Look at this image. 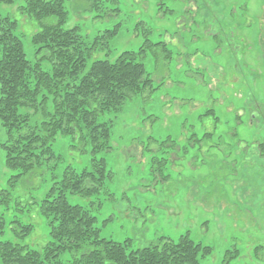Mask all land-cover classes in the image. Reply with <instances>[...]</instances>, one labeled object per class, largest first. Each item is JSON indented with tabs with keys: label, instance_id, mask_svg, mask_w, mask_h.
Here are the masks:
<instances>
[{
	"label": "rangeland",
	"instance_id": "1",
	"mask_svg": "<svg viewBox=\"0 0 264 264\" xmlns=\"http://www.w3.org/2000/svg\"><path fill=\"white\" fill-rule=\"evenodd\" d=\"M90 4L63 5L65 28L95 45L86 69L94 60L137 53L145 40L162 43L138 58L151 87L98 117L110 126L100 151L59 134L50 159L15 183L18 171L5 164L0 122V191L9 195L0 205V242L44 246L50 238L40 201L66 170L78 175L102 161L99 190L66 194L95 217L100 238L128 241V252L160 237L177 242L187 236L206 250L200 264H264V150L258 148L264 141V0ZM22 5L0 4V16L17 22L25 57L35 63L44 55L31 43L39 27L19 13ZM39 62L49 71L46 60ZM19 111L31 126L41 120L31 109ZM16 221L32 225V232L17 239ZM71 259L59 257L60 264Z\"/></svg>",
	"mask_w": 264,
	"mask_h": 264
},
{
	"label": "trees",
	"instance_id": "2",
	"mask_svg": "<svg viewBox=\"0 0 264 264\" xmlns=\"http://www.w3.org/2000/svg\"><path fill=\"white\" fill-rule=\"evenodd\" d=\"M65 1L23 0L18 8L23 17L39 27L31 43L37 47V54H44L39 61L46 60L49 71H44L39 61L30 63L26 59L16 35L17 22L0 16V122L7 135L1 148L6 166L18 171L11 183L50 159L51 144L59 134L77 139L84 147L90 145L93 152L100 151L109 141L110 126L99 123L98 117L119 111L127 99L151 87L138 58L146 49L162 43L145 40L137 53L124 51L112 62L94 60L86 69V59L95 45L86 43L75 28H65ZM88 1L94 8L99 0ZM14 2L0 0L3 5ZM21 108L33 110L41 120L31 126ZM258 148L262 153L264 141L258 143ZM72 171L66 170L59 184L38 205L47 220L50 240L38 250L0 242V264H60V255L66 253L72 257L67 264H200L199 255L206 250L187 236L177 242L160 237L150 246L128 252V241L100 238L95 217L81 206L70 204L66 194L85 196L99 190L104 163L93 162L90 171L78 175ZM8 199L9 195L0 191V205ZM14 223L17 239L33 230L30 224Z\"/></svg>",
	"mask_w": 264,
	"mask_h": 264
}]
</instances>
